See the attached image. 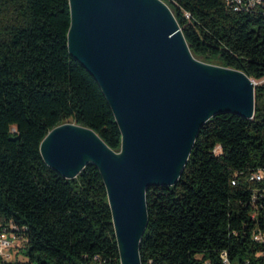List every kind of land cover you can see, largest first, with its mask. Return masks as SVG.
<instances>
[{"label":"trees","instance_id":"trees-1","mask_svg":"<svg viewBox=\"0 0 264 264\" xmlns=\"http://www.w3.org/2000/svg\"><path fill=\"white\" fill-rule=\"evenodd\" d=\"M162 1L197 59L260 83L252 120L210 119L179 182L147 191L142 264H224L222 254L230 264H264L254 239L264 235V179L251 180L264 175V14L233 12L225 0ZM70 26L69 0H0V215L24 230L29 264H120L97 167L69 180L40 151L66 123L121 149L106 97L69 52Z\"/></svg>","mask_w":264,"mask_h":264},{"label":"water","instance_id":"water-1","mask_svg":"<svg viewBox=\"0 0 264 264\" xmlns=\"http://www.w3.org/2000/svg\"><path fill=\"white\" fill-rule=\"evenodd\" d=\"M68 47L94 77L121 133L111 149L92 129L66 123L40 151L62 177L90 164L106 187L120 264H142L147 191L175 186L202 127L233 114L252 120L256 83L246 73L197 59L162 0H69Z\"/></svg>","mask_w":264,"mask_h":264},{"label":"built area","instance_id":"built-area-1","mask_svg":"<svg viewBox=\"0 0 264 264\" xmlns=\"http://www.w3.org/2000/svg\"><path fill=\"white\" fill-rule=\"evenodd\" d=\"M225 2L227 7L236 13L264 14V0H225ZM187 17L189 18L188 15ZM263 179L264 175L261 173H257L251 178L254 181ZM254 239L264 243V235L261 233L255 234ZM25 245L24 230L13 221L6 220L0 215V264H25L19 257V254L24 251ZM221 257L224 264H230L226 254H222Z\"/></svg>","mask_w":264,"mask_h":264},{"label":"rangeland","instance_id":"rangeland-1","mask_svg":"<svg viewBox=\"0 0 264 264\" xmlns=\"http://www.w3.org/2000/svg\"><path fill=\"white\" fill-rule=\"evenodd\" d=\"M211 65H213V64H211ZM217 66H219V65H217ZM256 83V85H258L260 82H255ZM20 256V259L25 263V264H29V262H30V260H29V258L28 257H26L25 256V254H24V251L22 252V253H20L19 254ZM31 264H36V263H31Z\"/></svg>","mask_w":264,"mask_h":264}]
</instances>
